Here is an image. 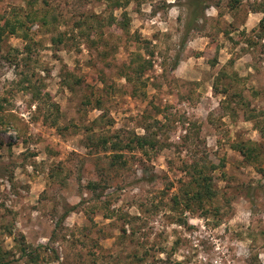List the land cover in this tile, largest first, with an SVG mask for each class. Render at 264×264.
Returning <instances> with one entry per match:
<instances>
[{"label":"rangeland","instance_id":"obj_1","mask_svg":"<svg viewBox=\"0 0 264 264\" xmlns=\"http://www.w3.org/2000/svg\"><path fill=\"white\" fill-rule=\"evenodd\" d=\"M197 6L0 0V264H264V0Z\"/></svg>","mask_w":264,"mask_h":264},{"label":"trees","instance_id":"obj_2","mask_svg":"<svg viewBox=\"0 0 264 264\" xmlns=\"http://www.w3.org/2000/svg\"><path fill=\"white\" fill-rule=\"evenodd\" d=\"M193 1L198 3V6L195 7L193 10V16L199 18L200 16H203L205 12V8L201 7V5L203 4V0H193ZM2 36L3 33L1 32L0 29V43L2 41ZM149 129L150 128L147 127L146 131L148 132ZM136 142L138 143L137 144L138 146L144 148L147 144H149V142H152V138L149 137V135L147 134L137 137ZM247 151L249 152V154L254 153L251 149H247ZM241 152H244L243 154H245V156L250 157V155H248V153L244 151L243 148L241 149ZM216 168L217 167L213 164L200 165V163H196L190 165V171L193 174L192 183H190L189 186L181 194L184 196V200L189 206H192L193 204L208 202L217 196L218 189L216 188V185L211 176V172L213 171V169ZM90 184L94 185L95 183L91 182L89 183V185ZM175 199L178 200L177 197H175Z\"/></svg>","mask_w":264,"mask_h":264}]
</instances>
